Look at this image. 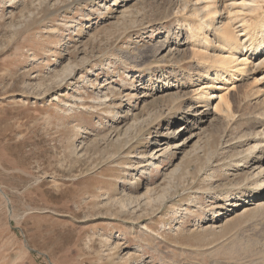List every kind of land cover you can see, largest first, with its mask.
<instances>
[{"label":"rangeland","instance_id":"obj_1","mask_svg":"<svg viewBox=\"0 0 264 264\" xmlns=\"http://www.w3.org/2000/svg\"><path fill=\"white\" fill-rule=\"evenodd\" d=\"M216 4L264 38V0H0V264H264V50L203 79Z\"/></svg>","mask_w":264,"mask_h":264},{"label":"bare ground","instance_id":"obj_2","mask_svg":"<svg viewBox=\"0 0 264 264\" xmlns=\"http://www.w3.org/2000/svg\"><path fill=\"white\" fill-rule=\"evenodd\" d=\"M219 1H221V0H219ZM219 11H220V5L216 4V7L214 9L210 10L207 13V15H209L208 18L205 19V17H204V20L200 19V21H198L199 19L198 20L196 19V21H194V23L192 25H190L191 26L190 27L191 28V32H192L193 36H196L198 38L199 42H203L204 41L206 43V47L207 48L210 45H212L215 49L219 48V49L227 50V52H222V53L212 52V53L207 55V59L210 60V62L207 64L208 66L205 67L204 73L201 75V76H203V79L209 78V76L212 75L213 72H215L216 74H219L220 72H226L229 67L231 69L235 68L236 72H237V74L239 76L242 75V74L244 75L245 67L243 68V65H248L249 64L247 62L248 58L246 57V62L248 64L245 61H241V62L236 63V61H238V59H239V57L237 58V54L240 51H243L245 48H248V47H250V49L255 48L256 51H263L264 50V38L258 35L257 26L254 27L253 29H251V31H249L247 33L249 35L248 40H247V42L249 44L248 45H246V44L241 45V43L239 41H237V39H235L236 37H235L234 29L232 27L228 26L226 23H224L222 21L220 15H219L220 17H217ZM248 52L249 51H247V53ZM142 57L147 59V58H149V55L143 54ZM241 57H240V59H241ZM253 62H255V61H251L250 65H253ZM234 63H236V64L234 65ZM255 66L256 65L250 66L249 68H247L248 74H251V72L253 71V67H255ZM258 67L259 68L260 67L264 68V60L261 61V64ZM127 77H128V74H127ZM128 78L132 79L133 77H128ZM241 78L245 79V77H243V76ZM210 79H212V78H210ZM157 80L160 82L161 78H158ZM148 81L150 82V81H152V79L149 78ZM208 82L209 81H206V83L203 84V86L206 88V90L203 89L204 91H201L202 93L198 94L199 96H198V99H197L198 101L197 102H201L202 105L201 104H197L195 107L203 106V104L205 106H209L210 103H211V100H213L212 98H214V96H216V95H214V93H212L210 91V88L207 89V87H209L208 86ZM235 86L236 85L234 84L233 88ZM226 90L228 92L230 91V89H226ZM257 92H260V91H257ZM223 95H225V96H223ZM226 95L227 94H223V93H222L221 96L219 95V98L221 99V101L223 100L222 102L223 103L225 102V103L223 104V103L219 102L218 105L216 104L217 105L216 109H220L222 111H223V109H227L228 112L230 111V114H228L227 111H225V110L224 111H225V113H227V116H228V115H232L231 114L232 102L228 99L229 96H228V98H224V97H227ZM260 103H262L264 105V98L260 101ZM224 106L226 108H224ZM208 113H209L208 111H206V112H198V113H196V115H198L199 117H195L194 119L195 120H202V118L206 117V115ZM261 114H262V112H261ZM262 115H264V114H262ZM262 115H260L261 117L259 116L258 119H260V120L262 119L263 120L264 116L262 117ZM179 120H183V119H179ZM179 128L181 129V127H177V128H175V130L176 129L179 130ZM261 138L264 139V132L259 133L258 136L256 137V140L257 139H261ZM183 142L184 141H178V142H176V145L177 146H181L183 144ZM226 146L227 145H225L224 148H226ZM257 150H258V148H256L255 151H252V152L255 153V152H257ZM253 153H251V154H253ZM238 156L239 155H237V157ZM245 157L244 158H240L239 160L235 161L233 163L234 168L232 170L243 168V167H248V166H250L251 164H254V163H257V164L260 163L261 169L253 177V178H256L255 179L256 180L255 184L258 185V186H256L255 189H258V191H255V194L252 196V200H249V201H247L244 204L245 206L242 209V210H244V212H246V211H248L250 209L249 205H253L254 204V206H257L256 205L257 203L259 205H262V203H264V150H263L262 154H259V155H257V154L254 155L253 154L252 156L250 155V158H245ZM213 159H214V157H211L210 163H211V161ZM203 168L204 167L201 166V169H203ZM210 176H212V175H210ZM210 176L208 178H210ZM249 188L250 187H247V188H245L244 191H239L235 195H233L232 198L227 201V205L228 206H232V205L236 204L234 202H238V201L242 200V196L244 194H246V193L248 194V192H249L248 189ZM241 211H239L238 214L242 213Z\"/></svg>","mask_w":264,"mask_h":264}]
</instances>
